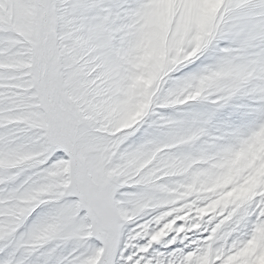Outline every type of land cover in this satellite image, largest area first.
<instances>
[{"label": "snow or ice", "instance_id": "snow-or-ice-1", "mask_svg": "<svg viewBox=\"0 0 264 264\" xmlns=\"http://www.w3.org/2000/svg\"><path fill=\"white\" fill-rule=\"evenodd\" d=\"M262 139L264 0H0V264H264Z\"/></svg>", "mask_w": 264, "mask_h": 264}, {"label": "rangeland", "instance_id": "rangeland-1", "mask_svg": "<svg viewBox=\"0 0 264 264\" xmlns=\"http://www.w3.org/2000/svg\"><path fill=\"white\" fill-rule=\"evenodd\" d=\"M257 154L264 155V139L259 141L257 145ZM256 179H264V169L259 170ZM255 182V179L250 180L247 184L244 185V187L233 193V195L238 197L246 196L255 187Z\"/></svg>", "mask_w": 264, "mask_h": 264}, {"label": "bare ground", "instance_id": "bare-ground-1", "mask_svg": "<svg viewBox=\"0 0 264 264\" xmlns=\"http://www.w3.org/2000/svg\"><path fill=\"white\" fill-rule=\"evenodd\" d=\"M174 2L175 0H169V3H174ZM170 16H171V10H169L163 18L164 25H167V23L169 22ZM200 23H202V19L199 16V14L195 12V10H189L186 13L185 18H184V27L186 30L191 28L192 25L200 24Z\"/></svg>", "mask_w": 264, "mask_h": 264}]
</instances>
